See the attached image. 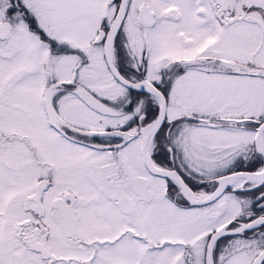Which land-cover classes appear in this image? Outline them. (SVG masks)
<instances>
[{
	"label": "snow or ice",
	"instance_id": "6c2138e0",
	"mask_svg": "<svg viewBox=\"0 0 264 264\" xmlns=\"http://www.w3.org/2000/svg\"><path fill=\"white\" fill-rule=\"evenodd\" d=\"M0 264H264V0H0Z\"/></svg>",
	"mask_w": 264,
	"mask_h": 264
}]
</instances>
